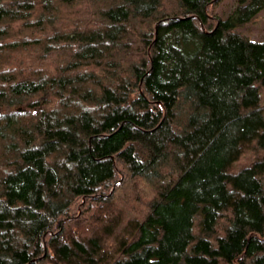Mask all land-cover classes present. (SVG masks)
<instances>
[{
  "label": "trees",
  "instance_id": "trees-1",
  "mask_svg": "<svg viewBox=\"0 0 264 264\" xmlns=\"http://www.w3.org/2000/svg\"><path fill=\"white\" fill-rule=\"evenodd\" d=\"M221 2L0 0V264H264V42Z\"/></svg>",
  "mask_w": 264,
  "mask_h": 264
},
{
  "label": "rangeland",
  "instance_id": "rangeland-1",
  "mask_svg": "<svg viewBox=\"0 0 264 264\" xmlns=\"http://www.w3.org/2000/svg\"><path fill=\"white\" fill-rule=\"evenodd\" d=\"M238 6V0H222L216 8V13L223 21L227 22L226 25L228 27L236 28L254 41L264 42V0H260L248 10H244V14L240 19H232ZM252 157V153L247 152L240 163L235 165L234 169H240L245 164H248L250 160H252ZM121 181L123 180L119 177L115 181L116 184H114L115 182L113 183L114 185L111 184L113 186H111L110 191L113 192L114 189H117L115 194L119 195V200L116 199V205L118 207L122 205V207L127 208L125 200L132 198L135 195L134 193H136V189H134L133 181L129 184L124 183L120 185ZM125 196L127 199H124ZM127 202L129 203L130 201L127 200ZM146 202L140 203L133 214H141L145 210ZM99 208V205L94 202L80 201L76 208L75 219L71 224L72 230L93 233V231L97 229V225H99L97 223V217L95 216V219L93 215L98 212ZM130 214H132V212H130Z\"/></svg>",
  "mask_w": 264,
  "mask_h": 264
}]
</instances>
